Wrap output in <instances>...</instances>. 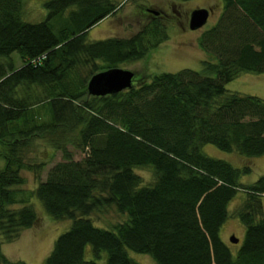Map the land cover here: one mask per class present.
Returning <instances> with one entry per match:
<instances>
[{
	"label": "trees",
	"instance_id": "1",
	"mask_svg": "<svg viewBox=\"0 0 264 264\" xmlns=\"http://www.w3.org/2000/svg\"><path fill=\"white\" fill-rule=\"evenodd\" d=\"M221 1L219 17L198 38L211 57L200 70L155 73L94 96L86 89L89 78L61 80L81 64L93 74L142 57L143 30L86 41L87 29L115 12L112 0H46V16L35 23L22 20L21 0H0V244L36 222L17 186L21 170L37 178L46 165L31 155L39 139L60 159L26 196L53 219L71 221L42 264H138L127 250L155 264H264V174L241 186L238 176L248 166L240 170L201 151L211 144L246 158L264 154V99L225 88L241 72L264 73V0ZM65 11L56 34L49 22ZM12 52L22 61L15 69ZM42 104L48 117L37 120ZM75 152L82 156L75 160ZM136 167L149 168V183ZM238 189L246 197L234 213L244 231L232 256L219 228ZM107 208L122 218L110 229L95 226L90 214ZM0 264L25 263L0 253Z\"/></svg>",
	"mask_w": 264,
	"mask_h": 264
},
{
	"label": "rangeland",
	"instance_id": "2",
	"mask_svg": "<svg viewBox=\"0 0 264 264\" xmlns=\"http://www.w3.org/2000/svg\"><path fill=\"white\" fill-rule=\"evenodd\" d=\"M46 0H21V18L23 21L35 23L42 21L46 16L44 2ZM115 12L98 21L86 31V41L99 40L104 38H130L143 30L142 39L146 50L142 57L122 61L115 67L131 70L133 73L131 86L140 82L148 81L155 73L176 72L180 69L200 70L203 59H211L210 55L202 51L198 45L200 34L212 26L221 13V0H112ZM143 6L156 10L167 11L165 18L152 19L143 10ZM196 7L210 8L205 23L194 30L187 27V20L190 11ZM67 11L62 15L51 18L52 31L59 33L64 23ZM65 24V23H64ZM51 25V24H50ZM158 29L155 34L152 31ZM15 67L21 66V60L16 52L12 57ZM96 65L103 68L106 62L98 59ZM242 73L244 75L241 77ZM91 66L80 65V68L67 73L61 82H76V78H89ZM136 78L137 81H133ZM225 88L241 94H250L264 99V74L241 72L225 84ZM33 90L38 92V88ZM34 115L37 120L47 119L48 113L45 104L38 105ZM39 118V119H38ZM201 151L210 157L223 159L238 169L248 166V172H240L237 183L241 186L250 185L260 175L264 174V154L251 157L238 156L234 152H224L211 144H204ZM34 161H44L46 165L41 170L40 176L34 177L30 171L21 170L23 178L21 188L25 197L32 206L36 222L32 227L19 231L16 238L9 242L0 244V253L12 261H22L25 264H42L44 257L49 253L53 240L60 233L64 232L71 224L69 219H53L40 206L33 196H26L29 190L33 189L38 180L44 179L46 170L60 159L58 151L52 149L43 140L33 141L32 153ZM82 154L75 152L73 158L76 160ZM2 161L0 160V165ZM135 172L140 176L143 183H149L151 172L147 167H136ZM19 195V194H18ZM22 196V194H21ZM246 194L238 189L227 204L228 215L219 228V237L229 248L232 256L239 248L244 227L235 215L239 204L245 199ZM24 198V197H23ZM264 216V195L261 196ZM19 204H13L16 207ZM92 223L101 228L110 229V225L119 221L122 217L113 208L103 211H93L90 214ZM237 238V242H231L230 238ZM127 255L138 264H155L153 259L142 253L127 250ZM84 257H91L89 245L84 248Z\"/></svg>",
	"mask_w": 264,
	"mask_h": 264
},
{
	"label": "water",
	"instance_id": "3",
	"mask_svg": "<svg viewBox=\"0 0 264 264\" xmlns=\"http://www.w3.org/2000/svg\"><path fill=\"white\" fill-rule=\"evenodd\" d=\"M208 12L209 10L203 7L192 9L188 15L187 27L191 30L201 27L207 19ZM132 76V71L128 69L110 67L92 74L87 80L86 89L94 96L120 92L131 87ZM230 241L235 243L237 238L231 237Z\"/></svg>",
	"mask_w": 264,
	"mask_h": 264
},
{
	"label": "flooded vegetation",
	"instance_id": "4",
	"mask_svg": "<svg viewBox=\"0 0 264 264\" xmlns=\"http://www.w3.org/2000/svg\"><path fill=\"white\" fill-rule=\"evenodd\" d=\"M163 9L164 10H161V9L156 10L154 8H151V7L143 6V10L145 11L146 14H142V15L150 16L153 20L156 18H165L167 16V11L165 8H163ZM155 12H157V13H155ZM133 81H137L136 78H133Z\"/></svg>",
	"mask_w": 264,
	"mask_h": 264
},
{
	"label": "built area",
	"instance_id": "5",
	"mask_svg": "<svg viewBox=\"0 0 264 264\" xmlns=\"http://www.w3.org/2000/svg\"><path fill=\"white\" fill-rule=\"evenodd\" d=\"M43 57H44L43 55L38 56L37 58L31 59L29 62H30V64L35 65V64H37V63L39 62V60H40L41 58H43Z\"/></svg>",
	"mask_w": 264,
	"mask_h": 264
},
{
	"label": "crops",
	"instance_id": "6",
	"mask_svg": "<svg viewBox=\"0 0 264 264\" xmlns=\"http://www.w3.org/2000/svg\"><path fill=\"white\" fill-rule=\"evenodd\" d=\"M12 57H13V52L9 55V58H10V60H11V62H12V65H13L14 69L20 67V65H18V67H15V66H14V63H13ZM18 57H19V55H18ZM19 59L21 60L20 57H19ZM258 74H264V73H258ZM243 75H244V73H242L241 77H242Z\"/></svg>",
	"mask_w": 264,
	"mask_h": 264
}]
</instances>
